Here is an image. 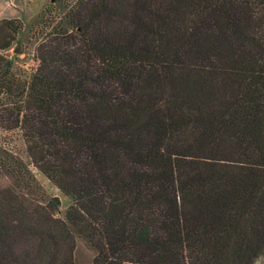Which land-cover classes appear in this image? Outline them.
<instances>
[{
	"label": "trees",
	"instance_id": "trees-1",
	"mask_svg": "<svg viewBox=\"0 0 264 264\" xmlns=\"http://www.w3.org/2000/svg\"><path fill=\"white\" fill-rule=\"evenodd\" d=\"M60 1L27 78L0 54V130L71 202L0 147V264L264 258V0Z\"/></svg>",
	"mask_w": 264,
	"mask_h": 264
},
{
	"label": "rangeland",
	"instance_id": "rangeland-1",
	"mask_svg": "<svg viewBox=\"0 0 264 264\" xmlns=\"http://www.w3.org/2000/svg\"><path fill=\"white\" fill-rule=\"evenodd\" d=\"M46 8L49 15L41 14ZM65 11L64 1L56 0H0V20H16L20 29L10 41L9 48L1 50L0 54L13 61L14 68L27 78L35 68V47L45 32L49 30L51 19ZM9 36V35H8ZM8 37L6 36V39ZM0 147L8 157V162L13 166L24 165L31 172L35 181L34 195L48 199L52 196L59 198L58 217H62L64 209L71 202V196L59 192L31 163L25 152L24 144L19 132L16 130H0ZM94 256V251L82 239H75L72 252L74 264H89ZM254 264H264V258L259 257Z\"/></svg>",
	"mask_w": 264,
	"mask_h": 264
}]
</instances>
